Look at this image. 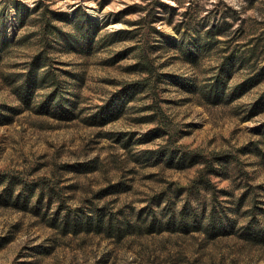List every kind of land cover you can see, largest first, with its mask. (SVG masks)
Masks as SVG:
<instances>
[{"label": "rangeland", "instance_id": "374dc122", "mask_svg": "<svg viewBox=\"0 0 264 264\" xmlns=\"http://www.w3.org/2000/svg\"><path fill=\"white\" fill-rule=\"evenodd\" d=\"M176 26L221 34L192 62ZM54 75L71 119L42 112ZM0 111V264H264V0H0Z\"/></svg>", "mask_w": 264, "mask_h": 264}, {"label": "trees", "instance_id": "16d2710c", "mask_svg": "<svg viewBox=\"0 0 264 264\" xmlns=\"http://www.w3.org/2000/svg\"><path fill=\"white\" fill-rule=\"evenodd\" d=\"M163 2V1H162ZM161 4H165L167 6H169L167 3L163 2ZM170 7L172 9H174L173 5H170ZM144 8V15L141 17V19H145L148 20V22L150 24H152L153 28L157 29L154 25L155 22L163 20V17H161V14H158L157 11H155V5H154V9L152 11V9H150L149 7V3H146L145 6H143ZM191 8V6L187 7V10L185 11V13H188L189 9ZM225 19V18H224ZM176 30L177 32H179L181 38H180V43L182 44V51L184 52L185 57L194 62L198 59V57L202 54H204L206 52V50L209 48V40L219 36L221 33L217 32L214 30V28H211L209 30H207L206 32L202 33V32H198L196 33V35H194V37H192L193 35H187L186 32L181 31L179 26H176ZM196 36V37H195ZM170 37V36H169ZM171 38V37H170ZM172 39V38H171ZM1 41L3 43L8 41V38L5 35H2L1 37ZM140 58L142 61V71H146L148 73V75L150 76H154L156 73L155 70V66H154V62L153 60H151L150 55L146 52V51H141L140 53ZM37 57L34 58V61L36 60ZM33 61V62H34ZM233 61L232 59L230 61H223V64L221 65V69L222 71L220 73L217 74V84L216 86L211 89H209V94L213 95L214 100H219L222 96H224L225 94V80H227V76L230 74L231 70H232V65ZM42 66V65H41ZM47 71H49L48 77H52V75L50 74V70L48 69ZM47 71L43 72L46 73ZM45 75L42 76V78ZM47 77V76H46ZM247 81H253V77H249L246 79ZM53 84H56L54 87V90L52 91V93L49 96L48 101H54L55 103H51V105H47V103L44 104V109H42V112H55V114H59L62 116H67V118L71 119L73 118V115H71V112L73 111V109L75 108V104H72V100L70 99V97H66V95L64 93H56L57 91V87L60 84V78L56 75H54L53 77ZM258 82V80L250 83V84H256ZM144 84V83H143ZM192 84V83H191ZM251 85V86H252ZM145 86V84H144ZM187 88L191 87V85L187 84L186 85ZM138 86H133L129 89V92H133L137 89ZM30 88V85L27 84V92ZM141 88V86H140ZM195 88V87H194ZM235 95H231V97L233 98ZM25 98H28V95H25ZM124 97L121 96V99H123ZM67 101L68 105L64 102ZM51 106V109L48 107ZM53 106H55L54 111H52ZM57 110V111H56ZM114 112V108L112 109L111 113ZM5 116V113L0 111V120L2 117ZM9 121H0V124L3 123H7ZM168 156L167 158L169 159V161H173V158H176L174 160H176V164L177 163H181L183 164V166H186L187 164L189 165H194V164H198L200 162H204L205 165L203 167V169L200 170L199 174H203L204 170H208V173H212V174H216V175H222L224 173L222 172H227L229 169V162L230 160H222V159H217L216 163L213 160H209L207 156H203L201 154H197V152H178L176 155L173 153V150L171 151H164L163 153L160 154V156ZM166 158V157H165ZM230 159V158H229ZM199 180H201V182L209 189H216L214 187V184L211 180V177H205L203 175L199 176L198 178ZM197 179V180H198ZM10 181V180H9ZM11 188V186H10ZM222 190H226L225 188ZM20 197H22V195H19ZM46 197L50 198V200H54V196H52V193L49 192L44 193V191H41L38 195V201L42 202ZM27 201V199H25ZM29 200V199H28ZM49 201V200H48ZM50 203V202H48ZM204 211H206L207 207H203ZM206 209V210H205ZM172 212L169 214L168 217V221L166 223L168 224H178L177 222L180 221L181 225L180 226H185L186 225V221L188 219V210L185 208H182L179 212H175V208H172ZM225 215H228V213H226V211L222 210L220 207H218V205H216L214 203L213 206L210 207V211H209V216L207 219V224H211V226H215L217 219L219 217H223ZM109 220L111 221L112 218L109 217ZM75 224H77L75 222Z\"/></svg>", "mask_w": 264, "mask_h": 264}]
</instances>
